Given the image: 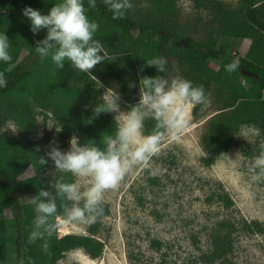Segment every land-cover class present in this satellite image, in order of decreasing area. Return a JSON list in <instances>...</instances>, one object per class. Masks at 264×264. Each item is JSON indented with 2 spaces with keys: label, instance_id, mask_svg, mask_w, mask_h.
<instances>
[{
  "label": "trees",
  "instance_id": "16d2710c",
  "mask_svg": "<svg viewBox=\"0 0 264 264\" xmlns=\"http://www.w3.org/2000/svg\"><path fill=\"white\" fill-rule=\"evenodd\" d=\"M194 1L204 8L205 16L199 14L191 22L182 23L170 0L158 2L140 16L127 10L124 18L118 20L112 19L105 0H97L94 8H89L85 0L87 15L99 24L95 38L107 52V59L91 71L103 86L112 85L126 105L138 102V82L143 76L160 75L171 80L180 75L195 85L202 84L206 97L214 88L222 97L221 111L208 123L202 142L220 153L236 143L235 134L243 125L257 127L264 137V0H240L236 8L225 7L220 0ZM58 2L0 0V32L10 39L11 55L10 61H0V121L5 116L32 131L39 125L36 114L46 117L50 110L55 127L62 126L57 132L62 142L75 135L80 145L92 141L103 148L105 137L115 133L117 124L112 117L95 113V107L101 104L99 85L68 61L58 68L50 56H39L34 47L44 38L45 30L33 34L21 12L31 6L46 13ZM245 39L249 40L247 49L240 60L233 61L229 48L235 40L241 43ZM155 56L166 58L165 72L157 73L155 67L145 65ZM212 59L219 62L218 66L211 64ZM231 63L236 68L229 72L226 66ZM129 83L135 86L129 88ZM12 94H17V101L6 100ZM82 100L90 101V105L81 107ZM203 104L194 106L195 117ZM155 127L154 120L145 119L146 134ZM261 150L264 154V148ZM47 152L36 141L0 135V264H59L66 252L78 248L93 259L103 252V242L93 236L96 224L91 225L89 234L60 236L57 218L50 220L54 229L50 237L30 241L36 215L31 196L41 188L55 195V184L60 179L74 181L72 174L61 171L53 185L48 183L45 173L55 165ZM41 157L46 164H41ZM29 167L32 174L24 176ZM64 205V200H57L60 216L64 215ZM102 207L104 215L108 207L103 202ZM243 228L264 233V222L244 220ZM230 249L231 241L218 236L204 259L224 257Z\"/></svg>",
  "mask_w": 264,
  "mask_h": 264
},
{
  "label": "rangeland",
  "instance_id": "374dc122",
  "mask_svg": "<svg viewBox=\"0 0 264 264\" xmlns=\"http://www.w3.org/2000/svg\"><path fill=\"white\" fill-rule=\"evenodd\" d=\"M160 1L131 0L133 7L129 10L140 16ZM170 2L181 22H191L199 14L205 16L204 8L196 6L194 0ZM220 2L236 8L240 0ZM233 44L229 56L237 61L249 40H235ZM210 62L214 67L219 64L214 59ZM175 68L172 62V71ZM108 87L113 86L100 87L101 103ZM221 98L211 89L198 117L193 115L194 106L188 108L186 128L176 134L163 130L159 147L149 160L130 169L117 187L105 190L102 202L108 207L106 214L89 224L57 218L58 235L89 234L91 225L96 224L93 236L104 244L98 258L93 259L78 248L66 252L59 264H264V233L243 228L244 220L264 222V169L254 166L256 157L264 155V137L257 127L243 125L229 150L215 153L208 149L202 136L208 123L221 111ZM6 100L17 101V94L8 95ZM118 103L119 112H101L112 117L117 125L120 112L136 104L126 105L121 100ZM80 105L87 108L90 101L82 100ZM46 113V117L36 114L39 125L32 131L1 116L0 135L36 141L47 151L54 147L67 151L73 136L62 142L52 112ZM60 173L55 166L47 170L48 183L53 185ZM31 174L29 167L24 176ZM73 177L82 190L87 188V179ZM218 236L231 241L230 251L213 261L205 260L212 240Z\"/></svg>",
  "mask_w": 264,
  "mask_h": 264
},
{
  "label": "clouds",
  "instance_id": "9594fccd",
  "mask_svg": "<svg viewBox=\"0 0 264 264\" xmlns=\"http://www.w3.org/2000/svg\"><path fill=\"white\" fill-rule=\"evenodd\" d=\"M96 3L97 0H87L89 8L96 7ZM105 3L114 20L123 19L127 10L133 7L131 0H105ZM21 12L33 34L45 30L44 38L37 41L34 47L39 56H50L58 68H63L68 61L74 68L91 75L99 88L102 87L91 70L107 59V52L100 40L95 38L99 24L87 15L85 0H59L46 13L31 6H25ZM9 48V37L0 32V61L11 60ZM166 63L164 56H155L145 65L163 73ZM226 68L231 72L236 64H228ZM138 85V102L127 111L120 112L115 133L105 137L103 148L92 141L80 145L78 138L73 136L67 151L54 147L47 152L56 169L87 179L88 186L82 190L81 184L60 179L55 184V195L41 188L31 196L36 215L30 241L43 239L45 235L50 237L54 230L50 223L52 219H65L69 223L94 222L103 214L105 190L117 187L130 169L149 160L159 147L161 130L167 129L170 134L179 133L189 123L188 108L207 102L204 86L195 85L192 80L180 75L171 80L160 75L143 76ZM134 86L129 83V88ZM120 99L121 95L115 88H105L103 102L95 107V113L119 112ZM148 118L156 122V127L145 134L144 121ZM61 130L62 126L56 129L57 132ZM46 163L41 157V164ZM254 166L264 169V155L256 157ZM58 199L65 201L63 216L58 213ZM43 247L46 250L47 243Z\"/></svg>",
  "mask_w": 264,
  "mask_h": 264
}]
</instances>
